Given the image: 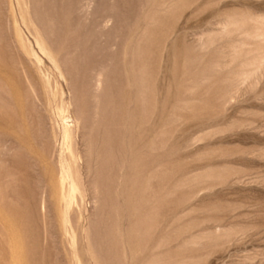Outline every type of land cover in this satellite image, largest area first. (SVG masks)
<instances>
[{
    "label": "rangeland",
    "instance_id": "1",
    "mask_svg": "<svg viewBox=\"0 0 264 264\" xmlns=\"http://www.w3.org/2000/svg\"><path fill=\"white\" fill-rule=\"evenodd\" d=\"M89 1L0 0V264H264V0Z\"/></svg>",
    "mask_w": 264,
    "mask_h": 264
},
{
    "label": "bare ground",
    "instance_id": "2",
    "mask_svg": "<svg viewBox=\"0 0 264 264\" xmlns=\"http://www.w3.org/2000/svg\"><path fill=\"white\" fill-rule=\"evenodd\" d=\"M89 1V0H88ZM89 3H90V1H89ZM16 4H17V7H18V13L20 14V16H21V18H25V16H26V0H16ZM86 6V5H85ZM85 6H84V8H85ZM89 6V5H88ZM109 19V18H108ZM107 19V20H108ZM109 21V20H108ZM56 62V61H55ZM100 78H97V80H96V86H97V88H98V86H99V84H100ZM94 82V81H93ZM42 84V83H41ZM94 84V85H95ZM26 97V96H25ZM25 100V99H24ZM30 100V99H29ZM27 104V103H26ZM29 104V103H28ZM39 110H40V108H39ZM73 110V109H72ZM58 115H59V112H58ZM61 118H62V116H61ZM68 118V117H67ZM65 119V118H64ZM63 119V120H64ZM44 120V119H43ZM63 123H64V121H63ZM65 125V124H64ZM70 125V124H69ZM70 126H72V125H70ZM73 127V126H72ZM61 128H62V126H61ZM70 127H68L67 125L65 126V127H63V131H62V136H63V139H66V140H69L70 138H72L73 137V134H72V137H71V129L72 128H70ZM73 130H74V128H73ZM73 133V132H72ZM57 137V136H56ZM62 138V137H61ZM63 139H62V141H63ZM71 140V139H70ZM67 143H69V142H67ZM67 146V145H66ZM67 149H70V147H68ZM72 149V148H71ZM72 150H70V154H74V153H72L71 152ZM49 152V151H48ZM69 152V151H68ZM72 155H70V156H72ZM69 156V157H70ZM60 157H61V155H60ZM58 159H60V158H58ZM62 159H64L63 157H62ZM61 159V161L63 162V160ZM66 159V158H65ZM76 159H77V157H76ZM66 161V160H65ZM69 161V164H71V162H70V160H68ZM67 161V162H68ZM72 161V160H71ZM76 161V160H75ZM59 162V161H58ZM60 163V162H59ZM72 163H73V161H72ZM62 164V163H61ZM65 164V163H64ZM63 164V165H64ZM58 165V164H57ZM63 165H62V168H63ZM66 165V164H65ZM75 165H76V163H75ZM58 167V166H57ZM65 167V166H64ZM67 167V166H66ZM68 167H69V165H68ZM76 167V166H75ZM73 168V167H72ZM76 168H78V167H76ZM79 169V168H78ZM61 171L59 172V169H58V172L60 173V175H59V173H58V175H59V178H58V176L56 177V178H58L57 180H58V186L59 187H61V188H63L62 186H64V182L66 183V178H68V174H70V172L67 170V171H63L64 170V168H63V170L62 169H60ZM76 170V169H75ZM73 173H74V171H72ZM77 171H75V173H76ZM74 173V174H75ZM71 175V174H70ZM75 176V175H74ZM77 176H78V174H77ZM76 177V176H75ZM73 178V177H72ZM70 179V178H69ZM68 179V180H69ZM75 178H73V180H74ZM56 180V179H55ZM71 180V179H70ZM79 180V179H78ZM77 181V180H76ZM71 182V181H70ZM75 182V181H74ZM68 184V183H67ZM79 185V184H78ZM67 186V185H66ZM66 186H64V187H66ZM53 187V186H52ZM57 188V187H56ZM61 188H59L60 189V191H61ZM70 189H69V193H67L68 195L66 196L67 197V199L68 200H70V198L72 197V194H73V191L75 190V183L73 184V182H71V185H70V187H69ZM58 189V190H59ZM53 190L55 191V189L53 188ZM78 190V189H77ZM64 191V190H63ZM68 191V190H67ZM79 191V190H78ZM78 191H76V192H78ZM58 192V191H57ZM64 193V195H66V193H65V191L63 192ZM57 194V193H56ZM62 195V194H61ZM57 196H59V195H57ZM63 196V195H62ZM61 196V197H62ZM75 196V195H74ZM65 197V198H66ZM64 198V197H63ZM63 198H62V200H63ZM74 198V197H73ZM72 198V199H73ZM60 200V199H59ZM67 200V201H68ZM66 201V202H67ZM71 201V200H70ZM68 203H70V202H67V205H68ZM64 204V203H63ZM65 206V205H64ZM11 208V207H10ZM62 219H65L66 220V218H62Z\"/></svg>",
    "mask_w": 264,
    "mask_h": 264
}]
</instances>
